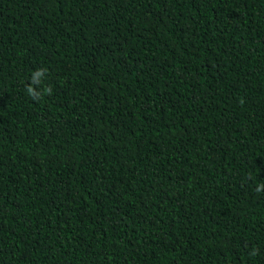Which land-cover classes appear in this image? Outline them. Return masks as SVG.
<instances>
[{
    "label": "trees",
    "instance_id": "obj_1",
    "mask_svg": "<svg viewBox=\"0 0 264 264\" xmlns=\"http://www.w3.org/2000/svg\"><path fill=\"white\" fill-rule=\"evenodd\" d=\"M0 264H264V0H0Z\"/></svg>",
    "mask_w": 264,
    "mask_h": 264
},
{
    "label": "clouds",
    "instance_id": "obj_2",
    "mask_svg": "<svg viewBox=\"0 0 264 264\" xmlns=\"http://www.w3.org/2000/svg\"><path fill=\"white\" fill-rule=\"evenodd\" d=\"M37 75H40L39 73ZM31 91V90H30Z\"/></svg>",
    "mask_w": 264,
    "mask_h": 264
}]
</instances>
